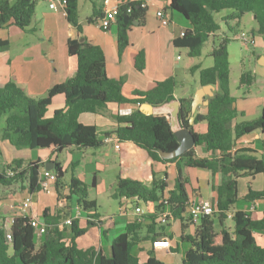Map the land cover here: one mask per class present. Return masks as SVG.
Here are the masks:
<instances>
[{"label": "trees", "instance_id": "16d2710c", "mask_svg": "<svg viewBox=\"0 0 264 264\" xmlns=\"http://www.w3.org/2000/svg\"><path fill=\"white\" fill-rule=\"evenodd\" d=\"M103 1L99 0L96 4L91 0L92 15L88 17V21H95V17L102 12L100 3ZM141 3L119 0L115 21L119 53L128 45L127 32L132 22L144 23L146 9ZM35 4L36 0H0V28L13 25L25 32H33ZM127 8H130L129 12ZM167 8L181 14L190 25L184 35L173 39L176 47L188 49L190 57H198L204 43L216 34L219 25L214 20L213 13L222 9H231L223 17L230 30L234 28V25L229 24L230 21L237 24L243 14L249 12L256 23L255 30L249 34L253 38L255 32L264 34V0H169ZM63 11L67 21L78 33L76 38L67 40V52L76 58L75 74L52 85L40 97L28 96L13 81L1 86L2 139L9 141L17 149H51L56 155L71 147L86 149L100 146L108 137H115L117 141H131L143 148L152 160L175 163L177 174L166 198L173 217L181 220L180 214L185 210L188 200L182 167L207 169L212 174L219 172L220 183L213 187L216 191V211L200 219L193 235H181L189 243L182 264H264V246L257 244L253 234L255 231H264V214L261 219L255 220L243 210H234L230 214L232 229L224 225L225 218L229 216L228 212L239 198L238 177L255 176L264 171V155L257 157L250 149H233L236 138L240 136L254 131L264 134V104L258 118L235 123L239 111L235 105L236 98L229 91L228 37L223 34L216 44L213 43L209 52L212 57L210 66L200 68L197 64L190 67L191 71L198 70L200 86L210 84L215 87L213 95L208 97L205 113L195 114L193 124H189L191 98L179 99L180 122L193 133L195 145L179 156L164 159L159 155V150L171 151L179 144L170 128L168 115L145 114L139 109V105L144 102L157 105L172 100L174 77L151 81L145 90H134L130 97H126L122 92L123 78L107 75L105 55L101 47L88 42L82 36V27L78 20V0H66ZM124 16H127V22L124 21ZM6 45V40H0V50ZM131 61L135 69H144L142 51L133 54ZM254 80L255 76L251 71L241 72L240 84L249 86ZM58 94L64 97V107L55 109L50 117L45 116L52 98ZM109 103L119 108H131L127 114L112 115L117 124L112 131L97 132L94 125L83 124L78 120L82 113L100 114ZM198 121L206 122V130L202 133L195 131L194 124ZM196 146H202L211 155H197L194 151ZM22 162L14 159L12 164L0 169V186L10 185L27 177L30 191L41 190L38 173L43 165L52 162L57 198L60 199L61 190L66 186L69 193L65 198L75 197L74 203L80 212L88 213L87 225L80 227L77 216L72 217L69 224L61 226L59 218L62 213L56 211L55 216H51L48 209H45L41 214L45 232L38 236L29 224L28 216H13L8 228L12 237L10 241H6L7 229L3 221L0 225V264H165L155 258L152 250L148 251L147 259L143 263L132 253V249L142 239L138 232L142 224L138 218L128 222L124 231L113 238L108 253L94 246L78 247L76 239L85 233L87 226L100 222L95 219L97 215H90L87 211L90 207L95 208V204L94 200L87 201L86 184L73 174L65 181L64 172L57 160L34 161L25 165ZM76 164L73 162L72 168ZM8 169H13L14 175L9 176L6 173ZM95 180L93 177L90 183L92 186H95ZM167 181V178L154 179L151 185H146L138 180L118 178L111 196L118 200L128 199L134 204L150 201L155 204L157 211L163 207ZM243 198L264 199V189H249ZM215 217L219 228H215ZM145 218L149 220L147 232L152 233L150 238L153 240L156 236L153 234L156 213H146ZM185 226L182 223V229ZM66 231L69 234L68 240L65 237ZM101 235H106L105 229L101 230Z\"/></svg>", "mask_w": 264, "mask_h": 264}, {"label": "crops", "instance_id": "0c3cea01", "mask_svg": "<svg viewBox=\"0 0 264 264\" xmlns=\"http://www.w3.org/2000/svg\"><path fill=\"white\" fill-rule=\"evenodd\" d=\"M85 5L84 15H78L79 23L82 27V36L92 44L98 45L105 55V69L107 75L112 78H123L122 92L126 97H130L134 90H145L147 85L154 80H163L168 77H177V69L180 65V58L174 56L176 46L173 44V39L179 37V32L183 29L189 28V23L183 21L181 17L175 15L167 8L169 0H129L139 1L145 5V19L143 24H131L127 32L128 45L124 47L121 52H118L116 40V22L111 24L107 30L100 29L96 25L98 17L103 13L104 9L111 8L119 3V0H108L107 3H100L102 12L95 17V21H88V17L92 15V2ZM98 2L99 0H92ZM141 3V4H142ZM79 6V1H78ZM163 10L169 18V23L165 26L161 25L156 16L157 10ZM33 32H25L16 26H8L0 28V40H6L7 45L0 50V87L9 81L15 82L21 89L30 97H40L44 95L45 91L54 84L61 83L67 78L72 77L76 71V58L69 55L67 52V40L69 38H76L78 36L76 28L71 25L65 16L62 8L52 10L48 6L47 0H36L34 15L32 20ZM213 45V43H212ZM142 51L144 54L145 65L142 71L135 69L132 65L131 57L133 54ZM193 58V57H192ZM192 66L200 65L199 62L192 60ZM189 64H185L182 68L186 69ZM189 67V69H190ZM208 67V66H207ZM198 77V70L191 71ZM176 84V80H175ZM199 80L194 79L193 83L188 86L181 85L180 89H174V98L178 100L181 97H190L191 101L195 92L201 88ZM213 86L212 92L214 93ZM232 95V94H231ZM209 93H204L201 97V102L197 104L194 109L190 110L188 116L189 124H193L195 114H204L206 110V102ZM239 111L235 119L236 122L253 120L259 117L261 108L264 104V97L259 100L248 99L249 96H242L246 101L247 106L243 108L237 107ZM64 107V97L61 94L55 95L52 102L46 110L45 116L50 117L54 110ZM130 107L119 108L113 103H109L107 107L101 111L100 114L82 113L78 120L83 124L94 125L97 132H110L116 126L112 115L120 113ZM131 109V108H130ZM168 115V114H167ZM195 131L202 133L206 130V122L198 121L194 124ZM2 148L5 152V157L9 162L14 159L22 160V165L28 162H46L57 160L61 166L65 181H68L71 174L81 179L85 184L91 183L95 177V187L100 188L99 183L104 185V178L102 172L107 167V162L97 159L94 155L92 165L89 164L85 169L78 170L81 158L88 149H76L71 147L66 149L63 158L59 154H54L51 149H37L29 150L25 148L17 149L9 143V141L1 138ZM233 149H250L253 153L260 157L264 155V134L254 131L236 138ZM93 154L101 153L107 157H112V169L114 168V182L115 188L118 178H129L138 180L146 185H151L154 179L167 178V187L164 191V197H167V192L172 188L173 179L177 174L174 162L154 161L149 157L147 152L134 144L131 141H117L115 137L109 141L103 142L100 146L90 148ZM195 153L200 156H210L211 152L205 150L202 146H196ZM77 163L72 168V163ZM45 169L43 165L40 172ZM101 169V170H99ZM188 169L194 172L193 175H184L186 178L185 188L187 190V197L189 201L205 199L215 202L216 187L220 183L221 175L219 172L212 174L210 170L190 167H182V171ZM53 170V169H52ZM50 170V171H52ZM69 170V176L67 172ZM189 172V171H188ZM166 173V174H165ZM184 173V172H182ZM202 179L205 187L200 186L199 180ZM0 216L4 218L1 220L5 226L10 225L13 216L26 215L38 216L41 219V214L45 209H48V214L55 216L56 211L62 213L59 218V224L63 226L66 219L77 217L76 204H72L71 199L65 198L68 189L63 186L61 190L60 199L57 198V193L54 187V182H50L47 190L30 191L28 188V179L24 177L18 188L15 184L0 186ZM263 190L264 189V171L255 176H240L237 179V193L238 200L233 206V209L228 212V217L231 218V213L234 210H243L248 213L251 218L258 220L264 214V199L246 200L243 197L248 190ZM114 190H111L110 196ZM54 192L56 196H54ZM32 196V203L28 209L21 208L22 199L27 196ZM48 199V200H47ZM46 200L48 203H45ZM93 200V199H92ZM53 201V202H51ZM119 203V216L125 217L123 221L124 229L128 222L138 218L142 224V228L138 230L147 238H142L135 248L133 253L140 263L146 261L148 251L152 250L155 258L165 264H182L184 252L188 248L187 240L182 239L181 235H193L197 224L189 222L187 205L185 210L179 217H173L168 223L167 227L155 224L153 234H156L153 240L159 237H166L170 241V246L167 248H153L151 246V234L147 232L149 220L145 218L146 213H156L155 204L152 202L134 204L128 199L121 198ZM139 206L141 212H136L135 207ZM251 206L253 208L251 209ZM90 215H97L96 221L99 224L90 225L96 226L100 231V237L87 238L86 233L76 239L77 246L80 248H87L94 246L108 253L111 241L117 235L110 236V231L115 227L117 219L114 217L100 216L96 212ZM88 213H81L78 215V224L80 227H86ZM182 223L186 226L182 229ZM0 224V225H1ZM225 225V224H224ZM89 227V226H87ZM232 229L230 226H226ZM67 228V226L65 227ZM167 228V229H166ZM171 228V229H170ZM219 228V225L218 227ZM106 230V235H101V230ZM124 231V230H123ZM122 231V232H123ZM66 240L69 239V234L65 232ZM91 231L88 232V234ZM121 233V232H120ZM257 244L264 246V231L253 232ZM148 235V236H147Z\"/></svg>", "mask_w": 264, "mask_h": 264}, {"label": "rangeland", "instance_id": "374dc122", "mask_svg": "<svg viewBox=\"0 0 264 264\" xmlns=\"http://www.w3.org/2000/svg\"><path fill=\"white\" fill-rule=\"evenodd\" d=\"M79 1V13L80 15H84V7L89 3L88 0H78ZM96 3V2H95ZM97 4V3H96ZM231 12V9H222L217 12L213 13V18L216 21V23L219 25V29L217 30L216 34L211 36L203 45L201 54L198 57H190L188 55V49L186 47H176L174 56H178L180 58V65L177 69V77H176V84L175 88L180 89L181 85L188 86L190 83H193L194 79H198L197 75L190 72L189 67L192 65V60L195 62H199L201 66L207 67L212 64V57L210 56L209 52L212 47V43H217L220 39V37L224 34L228 37L227 42V52H228V60H229V66H230V77H229V91L232 95L237 97V107L243 108L247 106V103L245 100L242 99V96H249L248 99H255L259 100L264 97V34H258L255 32L254 39L255 43L253 46H247L243 41H241L239 38H237V34L240 31L252 33V30H255L256 23L252 18L251 13H245L243 16L239 19L238 23L236 24L235 21H230V25H234L233 30H230L228 28V25L226 24L223 17ZM175 15H178L183 19V21L186 22V20L181 16V14L177 12H173ZM185 64H189V67H186V69L182 68ZM243 71H251L254 76L255 80L252 84L249 86L240 84V74ZM2 126H3V117L0 119V169L4 168L7 164H12V161L8 163L5 152L2 148ZM27 149V148H25ZM86 152L84 153L83 157L80 160V165L78 170L85 169L86 164L87 167L89 164L93 162L94 155L97 156V159L99 158L102 160L105 164V162L108 161L107 167L105 170L100 173L102 174L104 178V185L102 183L100 185V188L98 190L93 187L90 182L86 183L87 186V201L94 200L95 208L90 207L87 211L91 214H94L96 212L100 216H106V217H114L117 219V223L115 227L110 231V236H114L119 234L124 230L123 221L125 220V217L119 216L120 210H119V203L120 201L118 199L113 198L110 196L111 190H114L113 182H114V168L112 169V166L115 167L112 163V157H107L101 153L99 156V152L93 154L90 148H86ZM29 150H37V149H29ZM65 155V152H62L59 154L60 158H63ZM197 169V168H194ZM101 170V169H99ZM201 170V169H199ZM189 171V172H188ZM182 172H184V175H193L194 172H191L188 169H184ZM67 175L69 176V170L67 172ZM66 179V176H64V180ZM199 184L202 188L205 187L204 182L202 179L199 180ZM20 183V180L17 182H13L12 184H15V187L18 188V185ZM43 190V189H41ZM4 190L2 189L0 192L2 193ZM45 191V190H44ZM54 196H56L54 192ZM75 197L73 196L71 198L72 204ZM48 200V199H47ZM46 200L45 203H48ZM53 202V201H51ZM143 204V203H142ZM1 213V211H0ZM214 225L215 228L218 227V220L215 217L214 219ZM0 224H1V216H0ZM164 227H167V224H160ZM225 226H233V222L231 218L227 217L224 220ZM168 228V227H167ZM166 228V229H167ZM171 229V228H170ZM87 233L85 234L88 238H98L100 237V231L96 226H89L87 227ZM91 231V233L88 234V232ZM140 237L143 239L145 238V235H142L143 233H140ZM142 241V239L140 240ZM136 248L132 249V253H135Z\"/></svg>", "mask_w": 264, "mask_h": 264}, {"label": "built area", "instance_id": "2783aa9c", "mask_svg": "<svg viewBox=\"0 0 264 264\" xmlns=\"http://www.w3.org/2000/svg\"><path fill=\"white\" fill-rule=\"evenodd\" d=\"M107 1L108 0H104L103 3L105 4L107 3ZM47 2L50 9L56 10L58 8L63 9L66 0H47ZM118 4L119 3H117L115 6L111 8L103 10L102 15L96 21V25L100 29L107 30L111 26V24L115 23L116 15L118 13ZM142 6H144V4H142ZM127 11L129 12L130 8H127ZM156 16L158 17L161 25L165 26L169 23V18L163 10L161 9L157 10ZM185 30L186 29H183L179 32V37L184 35ZM237 38L243 41L246 45L254 44V38L248 32H244V31L239 32ZM130 111H131L130 108L124 109L123 111L120 110V114H127ZM110 139H112V137H108L105 140L109 141ZM6 173L9 176H12L14 175V170L8 169L6 170ZM54 179H55V175L50 170L44 169L41 172L39 171L38 173V182L41 186V189L43 190H47L50 182H54ZM31 203H32V196L27 195L21 201V208L28 209ZM162 203H163V207L159 210L158 215L155 218V221L156 223L167 224L173 218V215L171 210L169 209L166 197L163 198ZM252 208L253 206H251V209ZM187 209H188L189 222L192 224H198L202 217L210 216L216 211L215 202L205 199H198L187 202ZM135 211L138 213L141 212L140 207L136 206ZM76 214L77 216L80 214V209L78 207L76 208ZM28 221L38 236H40L42 233L45 232V223L38 216H30ZM70 221L71 220L69 218L66 219L64 223L69 224ZM11 222L12 219L10 221V224ZM9 226L4 225V227L7 229V232L5 233L6 241H10L12 238L11 233L8 231ZM151 246L153 248H167L170 246V241L166 237H159L152 241Z\"/></svg>", "mask_w": 264, "mask_h": 264}, {"label": "water", "instance_id": "95a60500", "mask_svg": "<svg viewBox=\"0 0 264 264\" xmlns=\"http://www.w3.org/2000/svg\"><path fill=\"white\" fill-rule=\"evenodd\" d=\"M124 21L127 22V16H124ZM133 24H138L137 21H133ZM213 85H204L199 88L192 98L191 101V109H194L199 102H201V97L204 93H209L213 95L212 92ZM208 101L206 102V104ZM181 102L177 98H173L172 100L163 102L161 104L153 105L148 102L141 103L139 105V109L145 114H168V119L170 123V128L175 134L178 140V146L171 151L159 150V155L164 159H171L176 156H179L191 149L195 145V138L193 133L188 127L182 126L179 118ZM190 120H193L190 117ZM46 170L54 169V164L52 162H47L45 164Z\"/></svg>", "mask_w": 264, "mask_h": 264}]
</instances>
